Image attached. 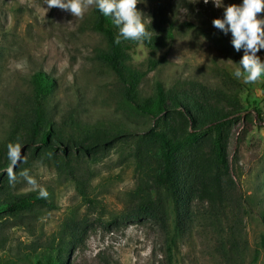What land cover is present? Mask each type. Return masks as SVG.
Returning <instances> with one entry per match:
<instances>
[{
  "label": "rangeland",
  "instance_id": "rangeland-1",
  "mask_svg": "<svg viewBox=\"0 0 264 264\" xmlns=\"http://www.w3.org/2000/svg\"><path fill=\"white\" fill-rule=\"evenodd\" d=\"M242 2L222 0L224 7ZM224 7L212 0H144L137 8L151 18L149 28L165 35L171 22L173 37L126 50L130 65L148 70L141 100L161 81L171 96L233 110L223 127L229 169L220 173L211 159L214 131L190 142V121L178 112L160 118L124 99L121 80L97 56L109 44L92 28L91 8L81 19L47 8L45 0H0V264H47L62 247L71 264H264V83L232 76L244 51L234 49L231 32L212 24ZM257 55L264 59V49ZM37 69L56 79L41 97L45 124L64 140H98L95 147L34 148L29 74ZM149 127L180 138L181 162L191 166L183 173L190 197L180 231L167 204L161 215L142 209L147 192L166 199L152 183L159 156ZM15 142L27 163L17 165L18 180L10 185L4 159ZM24 168L47 199L19 177Z\"/></svg>",
  "mask_w": 264,
  "mask_h": 264
},
{
  "label": "trees",
  "instance_id": "trees-1",
  "mask_svg": "<svg viewBox=\"0 0 264 264\" xmlns=\"http://www.w3.org/2000/svg\"><path fill=\"white\" fill-rule=\"evenodd\" d=\"M92 28L102 33L108 41L109 48L100 50L97 56L118 76L123 84V97L138 110L157 116H167L169 111H176L190 121L192 130L187 134V140L196 141L204 130L214 131L211 159L214 167L225 173L229 169V162L225 152L223 127L229 123L230 115L233 112L223 111L214 108H204L191 102L184 95H170L165 90L161 81L156 82L155 92L147 101L139 98V85L147 74V69H139L127 62L126 50L130 49L135 41H124L116 44L115 38L118 35V28L112 23L110 17L103 16L97 9L91 8ZM192 25L191 23H187ZM174 25L170 22L167 33L161 34L155 28H148L152 32V40L144 42L152 45L162 41L164 36L173 37ZM29 82L34 93L33 114L29 119V140L34 143V148H49L52 151L61 150L67 153L68 148L91 149L97 145V141L84 140H64L63 137L55 133L52 123L45 124L48 112L41 100V97L51 92L56 85V79L42 69H37L29 74ZM146 134L152 138L158 149L159 164L152 174V183L155 188L163 189L166 195L165 201L159 199L156 191L152 190L145 195L142 209L148 215L164 213L162 206H169V215L175 222L177 231H180L184 217L189 213V206L185 202L190 196V188L182 184L183 174L191 170V166L186 162H181L180 148L181 139L168 134L166 128L145 129ZM8 158L4 159V164H8ZM161 215V214H160ZM264 220V217H263ZM47 264H71L69 260V248H59L53 259Z\"/></svg>",
  "mask_w": 264,
  "mask_h": 264
},
{
  "label": "clouds",
  "instance_id": "clouds-1",
  "mask_svg": "<svg viewBox=\"0 0 264 264\" xmlns=\"http://www.w3.org/2000/svg\"><path fill=\"white\" fill-rule=\"evenodd\" d=\"M144 0H45L47 8H59L69 11L73 17L83 18L90 8L97 9L103 16L110 17L112 23L118 28L115 43L135 41L143 44L145 40H152V32L148 30L151 18L145 20V14L138 8V3ZM194 2V0H193ZM205 4L209 0H203ZM215 7H224L222 0H212ZM264 0H243L242 4H229L224 7L223 18H214L212 24L225 34L231 32V43L235 50L243 49L244 55L238 66L232 71V76L244 84L264 83V59L257 53L264 49ZM20 142L7 145V158L10 161L6 169L10 185H15L18 180L16 167L20 163H27L22 156ZM30 186V191H37L38 196L47 199L49 196L46 188L42 187L36 177L24 168L19 172Z\"/></svg>",
  "mask_w": 264,
  "mask_h": 264
}]
</instances>
